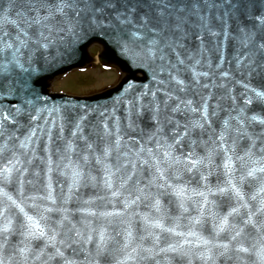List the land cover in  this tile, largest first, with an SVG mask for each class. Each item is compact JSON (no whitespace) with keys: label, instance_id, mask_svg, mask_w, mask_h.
I'll list each match as a JSON object with an SVG mask.
<instances>
[{"label":"snow or ice","instance_id":"6c2138e0","mask_svg":"<svg viewBox=\"0 0 264 264\" xmlns=\"http://www.w3.org/2000/svg\"><path fill=\"white\" fill-rule=\"evenodd\" d=\"M95 40L146 82L52 103ZM0 264H264V0H0Z\"/></svg>","mask_w":264,"mask_h":264},{"label":"rangeland","instance_id":"374dc122","mask_svg":"<svg viewBox=\"0 0 264 264\" xmlns=\"http://www.w3.org/2000/svg\"><path fill=\"white\" fill-rule=\"evenodd\" d=\"M97 50L92 48L93 54ZM116 71V70H115ZM114 70H105L98 64L84 67L83 70H74L67 76L55 81L53 89H64L76 93H92L100 91L105 86L115 83L118 76Z\"/></svg>","mask_w":264,"mask_h":264},{"label":"water","instance_id":"95a60500","mask_svg":"<svg viewBox=\"0 0 264 264\" xmlns=\"http://www.w3.org/2000/svg\"><path fill=\"white\" fill-rule=\"evenodd\" d=\"M95 41H99V42H102L103 43V41H101V40H95ZM90 44L85 45L81 49V51L79 52V54L77 55V57L73 61L66 63L63 66V68L60 71H57L55 74H57V73H63V72L71 69L73 66H76V65H78V66L79 65H84L86 63V61H88V59H89L88 46ZM105 47H106V45H105ZM101 58H102V60L105 59V58H108L111 61L118 60L117 58H115V54L107 51V49L103 53V55H102ZM128 67L129 68L127 69V71H129V74H128L127 78L136 80L138 82H146V81H144V77L141 78V77H137L136 76L135 73L138 72V70L136 68L130 67V66H128ZM55 74H46L44 76V78L39 81V84H38V89L42 90L43 94L46 95L47 97H49V99H50V101L52 103H55V104H58L59 105V104H62L64 102H66L68 99H77L78 98L79 99V102L82 103V104H84V103H87V104H104V103H111L112 96H115L116 95L115 92H112L111 93V96L108 95V93L112 89L109 90V91H107V92H105V93L98 94V95H94V96H90V97H71V96H66V95H53V94H50L49 91H48V89H47V87L49 85V80Z\"/></svg>","mask_w":264,"mask_h":264}]
</instances>
